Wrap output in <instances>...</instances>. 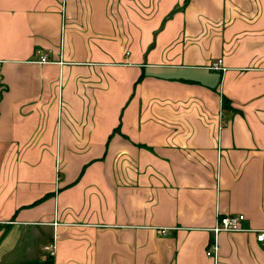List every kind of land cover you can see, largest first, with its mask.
I'll return each mask as SVG.
<instances>
[{"label":"crops","instance_id":"crops-1","mask_svg":"<svg viewBox=\"0 0 264 264\" xmlns=\"http://www.w3.org/2000/svg\"><path fill=\"white\" fill-rule=\"evenodd\" d=\"M231 212L264 227V0H0V264H264L206 254Z\"/></svg>","mask_w":264,"mask_h":264},{"label":"built area","instance_id":"built-area-1","mask_svg":"<svg viewBox=\"0 0 264 264\" xmlns=\"http://www.w3.org/2000/svg\"><path fill=\"white\" fill-rule=\"evenodd\" d=\"M64 0H62L63 3ZM41 61H46L47 58L45 55H41ZM211 68H219L222 69V59L218 58L217 60L213 61L210 65ZM245 213L242 212H231V213H223L216 217L215 222L212 226L209 227L211 234L206 254L213 255L217 257L219 244L217 235L221 231H238V230H251L254 232L255 239L264 245V227L259 228H250L246 227L243 224L245 219ZM162 232L166 231V228L161 229ZM54 242L51 241L45 245H43V249L47 250L49 254L54 253Z\"/></svg>","mask_w":264,"mask_h":264},{"label":"rangeland","instance_id":"rangeland-1","mask_svg":"<svg viewBox=\"0 0 264 264\" xmlns=\"http://www.w3.org/2000/svg\"><path fill=\"white\" fill-rule=\"evenodd\" d=\"M44 250V252L46 251L47 253H48V251L47 250H45V249H43Z\"/></svg>","mask_w":264,"mask_h":264}]
</instances>
